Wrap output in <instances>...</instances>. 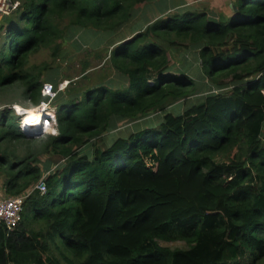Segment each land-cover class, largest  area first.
<instances>
[{
  "label": "trees",
  "instance_id": "1",
  "mask_svg": "<svg viewBox=\"0 0 264 264\" xmlns=\"http://www.w3.org/2000/svg\"><path fill=\"white\" fill-rule=\"evenodd\" d=\"M12 1L0 14V98L19 86L39 104L45 82L31 56L55 54L69 29L106 35L123 80L71 82L52 103L57 133L34 137L15 109L0 110L3 193L33 189L21 224L0 223V264H264V0L184 9L115 41L151 0ZM168 46L197 50L215 90L179 113L170 107L196 83L173 72ZM152 113L158 126L86 150ZM45 154L56 168L42 194L35 186L55 165L42 166ZM176 242L186 248L162 245Z\"/></svg>",
  "mask_w": 264,
  "mask_h": 264
},
{
  "label": "rangeland",
  "instance_id": "2",
  "mask_svg": "<svg viewBox=\"0 0 264 264\" xmlns=\"http://www.w3.org/2000/svg\"><path fill=\"white\" fill-rule=\"evenodd\" d=\"M231 2L230 5H233V0H226ZM224 3V0H221ZM195 3V4H194ZM192 6L196 5L197 8H212V0H207L203 3H197L195 0ZM140 8H143V4L139 5ZM139 8V12H141ZM217 13H221L220 9H217ZM177 13L175 10L169 13V15ZM143 15V13H142ZM139 14L137 13V17ZM135 17V16H134ZM148 17V16H147ZM138 18H136L137 20ZM136 20L134 22H136ZM144 21V20H143ZM143 21L138 22L141 24ZM131 27L122 29L121 32L111 37V40L115 41V39L125 37V34H128L131 30ZM138 32V31H137ZM69 39L60 40L58 43L60 44V48L53 54L54 50L52 48L44 49L34 53L31 56V64L35 66L34 70L36 72H40L42 75V80L44 82L52 83V80L58 81V87L54 85L56 89L60 88L62 85H65V89L73 83H86L88 85L104 82L106 84H117L122 81V77L115 73L112 68L108 58L110 54L111 48L109 46L108 39H105L106 35L99 33L94 30H81L71 31L69 29ZM110 39V38H109ZM170 58H171V66L173 72L178 69L182 71H186V73L192 77V80L196 83V91L194 94L187 98L186 100H179L174 103V107H170L171 112L179 113L184 111V109L194 103H198L204 99V97L209 92H215L207 83L205 76L203 75V69L200 63V57L197 50L191 49L187 46H168ZM50 69H47V68ZM125 84L128 81H124ZM72 84V83H71ZM211 88V89H210ZM65 89L63 91H65ZM60 92V91H59ZM11 100H14L12 103ZM42 101L39 104L34 103L33 101L27 100L21 96V89L19 86L11 87L3 96L0 98V110L5 108H12L14 106L22 109V112L27 110H38V107H41ZM51 107V106H50ZM53 107V105H52ZM36 108V109H32ZM56 114H57V110ZM16 112V111H15ZM20 114V113H19ZM27 114V112H25ZM157 114H149L146 117L141 118L136 122L132 121H123L120 122L118 128L110 133H105L103 136L93 139L87 146L86 150H90L95 145H100L102 147L105 146V142L103 137H106L107 140H112L111 138H115L118 135H128L131 132L142 129L146 126H158L160 121L162 120L160 117L162 114L156 118ZM56 116V115H55ZM22 116H19L21 118ZM45 121V114L43 116V122ZM38 131V130H36ZM55 132V129L48 131V128H43V132L35 133L33 136L40 137L45 135L46 133ZM42 166L49 164V162L55 163V165H51L50 171L45 170V177H47L51 171H54L56 168V161L51 158L48 154H45L41 158ZM5 197L3 193L2 183L0 180V198ZM164 246H169L171 248H186V244L183 242L176 243H162Z\"/></svg>",
  "mask_w": 264,
  "mask_h": 264
},
{
  "label": "built area",
  "instance_id": "3",
  "mask_svg": "<svg viewBox=\"0 0 264 264\" xmlns=\"http://www.w3.org/2000/svg\"><path fill=\"white\" fill-rule=\"evenodd\" d=\"M18 5L19 2L17 1L13 2L12 0H0V14H10L13 10L18 7ZM64 89L65 85H62L60 88L56 89L52 83H44L42 87V96L44 99L42 101L41 107L39 108L48 112H52H49L50 115L46 117V122L44 124H41L40 126L28 129L25 123H22V121H20V127L27 133L29 132L26 129L31 131V135L43 132V128H47L49 126L48 121L55 118L56 108L52 107V103L56 99L59 91H63ZM14 109L17 111V113H20V110L16 109L15 106ZM35 189H39L42 194H45L47 192L44 177L38 182V184L35 186ZM32 191L33 189L15 197L0 198V223H4L8 230H13L21 224L23 220L26 200L28 199Z\"/></svg>",
  "mask_w": 264,
  "mask_h": 264
},
{
  "label": "crops",
  "instance_id": "4",
  "mask_svg": "<svg viewBox=\"0 0 264 264\" xmlns=\"http://www.w3.org/2000/svg\"><path fill=\"white\" fill-rule=\"evenodd\" d=\"M194 1L195 0H151L143 4L144 9L140 8V6L138 5L135 11V15H134L135 17L132 19V21L129 24V27H131L130 28L131 31L128 34H125V37H128L129 35H132L141 29L142 30L146 29V27H148L150 23L157 20L159 17L168 16L169 13L172 12L173 10L178 12L181 10L183 11L184 9H190L195 7L196 5L192 6ZM196 1L197 3L205 2L198 0ZM230 4L231 2L228 3V1L226 2V0H224V3H222L221 0H212V8L214 12H218L217 9H220V12L222 11L228 13V9H229L228 7H231ZM139 8L141 12H139ZM137 13L139 14L138 17H137ZM136 18L138 19L136 20ZM135 20L136 22H134ZM140 21L143 22L139 24L138 22ZM129 27L127 26V28ZM125 28L126 27H124L123 29Z\"/></svg>",
  "mask_w": 264,
  "mask_h": 264
},
{
  "label": "bare ground",
  "instance_id": "5",
  "mask_svg": "<svg viewBox=\"0 0 264 264\" xmlns=\"http://www.w3.org/2000/svg\"><path fill=\"white\" fill-rule=\"evenodd\" d=\"M16 109L20 110V114H21V121L23 118L22 123H25L26 127H28V129H32L35 128L37 126H40L41 124H44L43 122V116L45 114V110L40 109L39 107L37 108L38 110H27L25 112H27V114H25V112H22V109H20L19 107L15 106ZM36 109V108H34ZM52 112V111H50ZM24 114V117H23Z\"/></svg>",
  "mask_w": 264,
  "mask_h": 264
},
{
  "label": "clouds",
  "instance_id": "6",
  "mask_svg": "<svg viewBox=\"0 0 264 264\" xmlns=\"http://www.w3.org/2000/svg\"><path fill=\"white\" fill-rule=\"evenodd\" d=\"M20 121H21V118H20ZM20 128H21V127H20ZM21 129H22V128H21ZM26 130L29 132V134H31V133H30L31 131H29L28 129H26ZM22 131L25 132V130H23V129H22Z\"/></svg>",
  "mask_w": 264,
  "mask_h": 264
}]
</instances>
